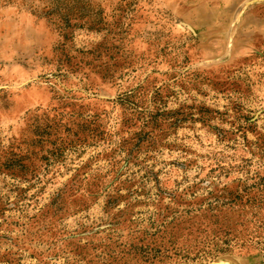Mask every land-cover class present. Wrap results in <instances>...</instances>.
Segmentation results:
<instances>
[{
    "label": "rangeland",
    "instance_id": "rangeland-1",
    "mask_svg": "<svg viewBox=\"0 0 264 264\" xmlns=\"http://www.w3.org/2000/svg\"><path fill=\"white\" fill-rule=\"evenodd\" d=\"M0 264H264V0H0Z\"/></svg>",
    "mask_w": 264,
    "mask_h": 264
}]
</instances>
